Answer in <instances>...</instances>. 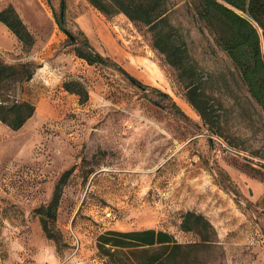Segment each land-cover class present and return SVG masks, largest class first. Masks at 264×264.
<instances>
[{
  "label": "rangeland",
  "instance_id": "374dc122",
  "mask_svg": "<svg viewBox=\"0 0 264 264\" xmlns=\"http://www.w3.org/2000/svg\"><path fill=\"white\" fill-rule=\"evenodd\" d=\"M8 2L34 42L24 49L0 21V58L36 64L19 91L35 108L18 129L0 121V264H112L97 249L98 234L109 228L154 227L195 242L199 235L180 227L188 209L215 230L214 240L192 251L203 264H264V109L213 41L195 0H165V16L200 69L211 127L186 100L146 25L122 11L104 14L88 0H66L68 27L82 28L100 52L168 92L180 111L114 65L75 55L53 15L59 0H0V8ZM71 79L87 89L85 101L64 88ZM218 138L243 156L225 153ZM68 168L56 240L35 208Z\"/></svg>",
  "mask_w": 264,
  "mask_h": 264
},
{
  "label": "trees",
  "instance_id": "16d2710c",
  "mask_svg": "<svg viewBox=\"0 0 264 264\" xmlns=\"http://www.w3.org/2000/svg\"><path fill=\"white\" fill-rule=\"evenodd\" d=\"M88 1L104 14L122 11L129 19L147 26L151 32L152 46L175 69L186 100L203 122L211 127L215 120L211 105L204 95L200 69L181 34L165 16V0ZM65 8L66 0H59V11L53 10V15L72 44L75 55L90 64L114 65L130 83L142 89H152L161 99H167L166 105L180 111L168 92L144 83L111 56L100 52L82 28L73 30L68 27ZM195 11L212 33L216 45L231 58L250 95L264 109V0H195ZM0 21L16 36L24 49L31 48L34 36L11 2L0 8ZM35 68L36 64L30 60L6 62L0 58V121L11 129L21 127L34 112V103L20 97L19 91L23 83L32 77ZM63 86L76 93L80 102L88 97L87 89L78 80H65ZM153 102L159 101L155 99ZM69 171L71 168L63 170L50 199L35 208L45 235L56 240L58 237L53 222ZM180 227L195 231L200 239L180 242L171 232L154 227L125 230L109 228L97 236L98 254L112 264H203L201 258L192 255V251L215 239L212 223L203 213L188 209L182 214Z\"/></svg>",
  "mask_w": 264,
  "mask_h": 264
},
{
  "label": "built area",
  "instance_id": "2783aa9c",
  "mask_svg": "<svg viewBox=\"0 0 264 264\" xmlns=\"http://www.w3.org/2000/svg\"><path fill=\"white\" fill-rule=\"evenodd\" d=\"M217 140H218V143L220 144L221 148L224 150L225 153L231 154L234 156H238V157L243 156V152L241 149H238L234 146L228 145L223 140H221L219 138Z\"/></svg>",
  "mask_w": 264,
  "mask_h": 264
},
{
  "label": "crops",
  "instance_id": "0c3cea01",
  "mask_svg": "<svg viewBox=\"0 0 264 264\" xmlns=\"http://www.w3.org/2000/svg\"><path fill=\"white\" fill-rule=\"evenodd\" d=\"M87 34V33H86ZM89 37V36H88Z\"/></svg>",
  "mask_w": 264,
  "mask_h": 264
}]
</instances>
